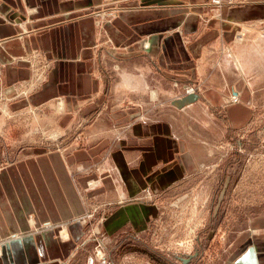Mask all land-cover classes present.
I'll list each match as a JSON object with an SVG mask.
<instances>
[{"label": "crops", "instance_id": "1", "mask_svg": "<svg viewBox=\"0 0 264 264\" xmlns=\"http://www.w3.org/2000/svg\"><path fill=\"white\" fill-rule=\"evenodd\" d=\"M252 51L264 53V0L218 9L208 0H0V132L11 114L43 107L52 109L45 120L63 132L92 114L103 119L101 131L125 122L133 135L112 149L97 142L68 155L26 148L28 155L0 166V264H95L92 254L72 253L85 243L77 244V234L94 206L106 218L126 208L137 212L131 198L166 188L193 169L192 157L180 154L187 142L177 117H150V88L166 101L182 94L174 82L196 81L197 95L217 109L238 93L241 101L224 109L229 120L245 123L258 83ZM37 59L44 77L23 92ZM59 98L66 100L62 113L55 108ZM126 100L133 104L123 107ZM102 149L113 151L88 159ZM63 222L66 242L59 237ZM251 229L233 244V264H264V217L252 218Z\"/></svg>", "mask_w": 264, "mask_h": 264}, {"label": "rangeland", "instance_id": "2", "mask_svg": "<svg viewBox=\"0 0 264 264\" xmlns=\"http://www.w3.org/2000/svg\"><path fill=\"white\" fill-rule=\"evenodd\" d=\"M208 2L212 8L220 7L211 0ZM239 37L243 39V33ZM249 59L258 83L253 92L252 113L245 123L229 120L224 109L226 104L240 102L241 97L236 102L226 100L217 109L199 95L190 101L186 86L194 84L198 93L196 81L174 82L176 88H182V94L166 101L157 96L156 87L150 88L153 108L150 117H177L176 125L186 139V149L191 152L181 150L180 154L192 157L193 169L166 188L141 195L139 199L131 198L129 202L136 203V215L126 208L120 217L106 218L107 211L94 206L87 213L83 232L79 230L82 233L77 234L80 236L77 244L81 245L83 240L85 243L78 250L72 249V253L78 258L92 254L95 264H233L237 251L232 248L233 244L244 240L245 233L252 230V218L264 217V53L252 51ZM36 61L35 75L30 83L22 86L23 92L39 86L44 77L42 62ZM114 78L121 79L117 72ZM165 102L171 105L164 106ZM56 103L57 113L67 109L63 98ZM132 104L130 100L121 102L123 107ZM2 106V111L8 114V106L5 103ZM160 108L163 110L158 113ZM174 109L179 113H174ZM51 111L41 107L34 112L22 110L16 116H8L9 124L0 132L4 136L0 137L1 167L16 162L22 154L28 155L23 151L26 148L64 153L74 147L104 142L112 149L120 145L121 139L133 137L125 122L121 127L109 126L101 131L98 124L103 119L92 114L73 122L63 132L58 122L45 120L43 113ZM106 131L110 133L104 134ZM67 151L64 154L68 155ZM112 151L90 152L88 159H103ZM94 182L95 179H89L87 185ZM29 222L35 223L34 218L30 217ZM58 230L61 240H70L65 222ZM252 241V238L247 241L246 246H251Z\"/></svg>", "mask_w": 264, "mask_h": 264}, {"label": "built area", "instance_id": "3", "mask_svg": "<svg viewBox=\"0 0 264 264\" xmlns=\"http://www.w3.org/2000/svg\"><path fill=\"white\" fill-rule=\"evenodd\" d=\"M212 4L216 5L217 7L221 6L222 4H233L237 2V0H211ZM195 85H187L186 86V95L191 97L192 101L194 98L197 97V93L195 91ZM240 99V95L238 93H233V95L230 97L229 101L236 102Z\"/></svg>", "mask_w": 264, "mask_h": 264}, {"label": "bare ground", "instance_id": "4", "mask_svg": "<svg viewBox=\"0 0 264 264\" xmlns=\"http://www.w3.org/2000/svg\"><path fill=\"white\" fill-rule=\"evenodd\" d=\"M228 5V4H227Z\"/></svg>", "mask_w": 264, "mask_h": 264}]
</instances>
